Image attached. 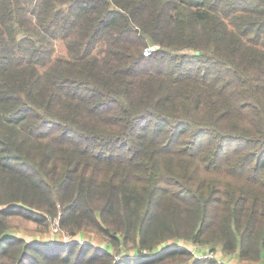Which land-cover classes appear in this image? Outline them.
I'll return each mask as SVG.
<instances>
[{"label": "trees", "instance_id": "obj_1", "mask_svg": "<svg viewBox=\"0 0 264 264\" xmlns=\"http://www.w3.org/2000/svg\"><path fill=\"white\" fill-rule=\"evenodd\" d=\"M191 245L264 264V0H0V264H220Z\"/></svg>", "mask_w": 264, "mask_h": 264}, {"label": "rangeland", "instance_id": "obj_2", "mask_svg": "<svg viewBox=\"0 0 264 264\" xmlns=\"http://www.w3.org/2000/svg\"><path fill=\"white\" fill-rule=\"evenodd\" d=\"M55 54L65 55L66 54L65 48L61 44H57L56 49H55ZM9 223L12 226L11 231H13V233L16 236L22 237L23 239L27 241L32 240L33 237H35L38 240L43 241L48 237L53 236L52 239H55V237L59 236V235H55L54 234L55 232L53 230L57 225H59L57 216L48 217L46 224H37L31 220L24 219L19 216H13V218L10 219ZM59 229H61L64 232H67L60 227ZM69 234L71 235L70 236V240H72L71 242H77V244L91 241L93 244L101 247V245L105 243L104 239L95 233L81 232L80 236L77 233L75 234L69 233ZM77 239H79L81 242L78 241ZM181 244H185V243L181 242ZM186 245H188V243ZM127 247H124L121 250H119V253L117 251H113V254H115V258L119 259L120 257H125V256L129 258V255L132 252L130 248H127ZM189 247L194 257L196 256L201 257L204 254H209L210 256H213L215 259H217L220 264H249L246 261L239 260V258L237 257V254H231V253L225 254L221 251L220 248H217L213 253L210 254L206 250L203 251L204 249L198 248L195 245L193 246L191 245ZM142 251L145 252L146 250L143 249ZM254 264H262V263L259 261Z\"/></svg>", "mask_w": 264, "mask_h": 264}, {"label": "built area", "instance_id": "obj_3", "mask_svg": "<svg viewBox=\"0 0 264 264\" xmlns=\"http://www.w3.org/2000/svg\"><path fill=\"white\" fill-rule=\"evenodd\" d=\"M155 45H147L146 47L143 48V54L144 55H149L152 50L154 49ZM57 223V222H56ZM54 230V234L55 235H59L57 236L61 241L63 242H71L72 240H70V234L67 232L62 231L61 229H59L58 225L53 229ZM78 241H80L79 239H77ZM81 242V241H80Z\"/></svg>", "mask_w": 264, "mask_h": 264}, {"label": "crops", "instance_id": "obj_4", "mask_svg": "<svg viewBox=\"0 0 264 264\" xmlns=\"http://www.w3.org/2000/svg\"><path fill=\"white\" fill-rule=\"evenodd\" d=\"M80 236V235H79ZM53 237V236H52ZM52 237H48V238H46L45 240L46 241H51V240H60L58 237H55V239H52Z\"/></svg>", "mask_w": 264, "mask_h": 264}]
</instances>
